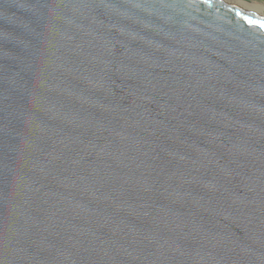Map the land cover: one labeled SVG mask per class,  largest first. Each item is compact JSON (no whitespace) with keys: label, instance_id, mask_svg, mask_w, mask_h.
<instances>
[{"label":"water","instance_id":"water-1","mask_svg":"<svg viewBox=\"0 0 264 264\" xmlns=\"http://www.w3.org/2000/svg\"><path fill=\"white\" fill-rule=\"evenodd\" d=\"M262 24L0 0V264H264Z\"/></svg>","mask_w":264,"mask_h":264},{"label":"crops","instance_id":"crops-1","mask_svg":"<svg viewBox=\"0 0 264 264\" xmlns=\"http://www.w3.org/2000/svg\"><path fill=\"white\" fill-rule=\"evenodd\" d=\"M254 1L264 6V0H254Z\"/></svg>","mask_w":264,"mask_h":264},{"label":"snow or ice","instance_id":"snow-or-ice-1","mask_svg":"<svg viewBox=\"0 0 264 264\" xmlns=\"http://www.w3.org/2000/svg\"><path fill=\"white\" fill-rule=\"evenodd\" d=\"M261 27H264V24H262Z\"/></svg>","mask_w":264,"mask_h":264}]
</instances>
